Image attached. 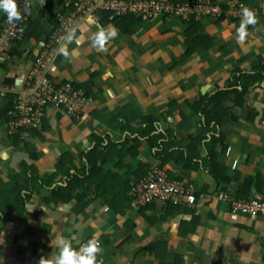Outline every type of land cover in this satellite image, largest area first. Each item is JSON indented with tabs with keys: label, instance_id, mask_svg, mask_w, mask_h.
<instances>
[{
	"label": "crops",
	"instance_id": "0c3cea01",
	"mask_svg": "<svg viewBox=\"0 0 264 264\" xmlns=\"http://www.w3.org/2000/svg\"><path fill=\"white\" fill-rule=\"evenodd\" d=\"M77 1L28 0V17L31 21L39 17L45 32L52 34L55 18L68 17ZM199 1L218 8L219 16L107 22L98 11L85 15L63 40L50 45L53 55L47 73L54 83L86 87L82 114L70 117L50 107L43 126L23 132L19 143L8 134L10 100L21 90L45 43L43 38L19 42L13 55L0 66V80L14 88L13 94L0 96V213L5 209L12 214L0 221V264H38L41 257L59 252L62 239L75 237L71 242L76 247L88 236L100 241L106 264H264L263 222L232 214L226 202L238 196L239 185L247 179L251 180L250 192L243 198L264 200V80L248 89L243 106L227 103L233 107L235 121L226 126V150L219 153L218 162L233 178L228 184L217 185L202 164L198 170L186 172L170 162L173 173L188 178L186 182L195 188V206L191 209L200 220L194 232L181 227L193 217L184 209L164 217L166 209L158 203L140 210L126 207L120 198L124 183L119 177L132 188L138 181L139 167L156 162L146 138L140 140L138 153L133 152L138 133L123 128L125 117L129 126L138 129L142 127L139 113L154 115L160 119L159 132L175 129L181 145L186 146L189 135L195 134L203 121L197 103L225 88L238 70L264 73V0L184 3ZM242 7L253 9L259 23L249 28L244 42H238L236 29ZM6 18L0 11V25ZM100 27L118 32L105 49L92 46ZM70 34L75 38L69 40ZM3 113H7L5 119ZM96 143L108 156L98 164L100 176L95 182L81 184L69 203L47 202L51 190L64 186L62 181L68 179V173L58 169L59 164L63 162L69 174L75 170L81 173L88 166L85 155ZM108 144L115 148L107 149ZM216 149L221 151L220 146ZM200 151L203 157L205 152ZM27 166H34L39 177L51 176L52 181L49 187L28 182L31 195L24 205L17 206L15 194L3 187L10 172L19 173ZM103 191L110 197L106 193L100 197L98 192ZM115 202L119 209L124 208V214L113 207ZM158 241L161 246L152 247Z\"/></svg>",
	"mask_w": 264,
	"mask_h": 264
},
{
	"label": "trees",
	"instance_id": "16d2710c",
	"mask_svg": "<svg viewBox=\"0 0 264 264\" xmlns=\"http://www.w3.org/2000/svg\"><path fill=\"white\" fill-rule=\"evenodd\" d=\"M175 4H183L185 0H171ZM96 12V11H95ZM99 13L103 14V18L107 22H114L120 19H136V17L132 15H126V16H113L108 11L100 10ZM55 24L54 27L58 25V20L55 18ZM53 27V28H54ZM23 32H24V39H30L33 38L35 40L42 41L41 38H43V43H47L46 41L50 39L51 33L48 34L45 32V30L42 28L41 25V19L38 17L36 20L31 21L30 18L23 23ZM22 40V41H23ZM20 41V42H22ZM19 45V43H18ZM43 47V46H42ZM38 55L42 52V48ZM15 50V48H14ZM13 50V51H14ZM13 55V52L11 56ZM37 55V56H38ZM3 66V65H2ZM240 70L238 72H235L234 75L227 81L225 84V88L218 90L215 94L211 95L210 98L203 100L201 103L196 104V110L198 113H200V116L203 117V121L200 123V127L198 130L195 131V134H190V142L188 145H181L180 140L175 135V129L169 130L167 132H159L160 129V119L154 115H143L139 113L138 118L140 119V123L142 125L141 128L135 129L132 126H129V121H127V117H125L126 126L123 128L126 131L129 132H137L138 135L136 137V148L133 151L135 154H137V148L140 145L141 139H147L149 145L154 150V157L156 162H158L159 167L161 169H164L167 171L169 178L171 180H177V181H185V176L177 177L175 173H173L172 169L169 167L170 162H174L178 167H181L184 171H196L198 170V166L202 164L203 168L208 171V173L215 179L217 185H226L229 183V181L233 178H230L227 176V168L220 164L218 162V156L221 153H225L226 146L224 145V141L226 139V126L231 121H235V116L232 113L233 107H228L227 103L232 102L234 104V107H241L244 103V96L246 95L248 89L255 84L258 81L264 80V73L262 71H255L254 73H240ZM74 86L78 89H82L85 91V86H77L74 84ZM89 87V85H88ZM86 93V91H85ZM87 93L85 94V96ZM11 107V103H10ZM9 114L11 112V108L8 111ZM120 113V111H119ZM122 113V112H121ZM138 112H136L137 114ZM118 114V112H117ZM114 113V115H117ZM7 113L1 114V116H5ZM135 118V119H138ZM184 119H186L185 116H183ZM8 120V119H7ZM8 122V121H7ZM183 125H187L184 123ZM188 126V125H187ZM209 136V140H207V137ZM15 141L18 143L21 142V137L19 134H15L12 136ZM218 146L221 147V151L218 152L216 149ZM115 146L112 144H108L107 149H114ZM202 149L205 154L203 157H201V151ZM220 153V154H219ZM108 156L105 157V153L103 154L100 149V143H96L94 148H92L86 155L85 159L87 162L86 169H83L81 173L78 172V170H75V173L69 174V170L64 168V163L59 164L60 170L64 171L65 173H68L67 181H62L64 186H58L56 189L51 190L50 197L47 199V202H64L69 203L73 199V194L76 192V190L79 188L81 184L88 181L95 182V179L100 176V166L98 164H102L105 162ZM233 164V166H235ZM152 163H149L145 166H142V168L139 167L138 173H136V177L138 180L143 179L147 177L151 171ZM129 177V176H126ZM9 181L6 183L5 187H3L4 191H11L15 194L17 197V206H20V204L24 205V202L26 199L30 197V187L28 184L32 181H38L40 184L44 187H49L50 181H52L51 176L46 175L39 177L37 174L36 169L34 166H27L22 167V171L17 172H10L8 176ZM104 179V177H103ZM119 182L124 183V189H122L123 193H120V198L124 199V205L126 204V207H132L133 197L131 196V186L127 180H123L119 177ZM102 180V179H101ZM250 179H247L244 181L242 185H239L238 187V196H235L234 198L231 197L229 199H244V196H247L250 192ZM29 182V183H28ZM104 184V181H102ZM189 185H191L189 182H186ZM22 191H25L21 194ZM104 194L101 192H98V195L100 197H103L105 193L107 192L103 191ZM109 197L110 195L107 194ZM106 196V195H105ZM14 198V197H13ZM113 198V197H112ZM103 199V198H102ZM263 200V199H260ZM104 201H109V198L104 197ZM154 204V203H152ZM228 208L230 211V201L227 202ZM21 205V207H23ZM119 204L114 203L113 207L117 208L119 213L124 214V208L119 209ZM164 207L165 213L164 217L170 216L173 214L175 210L184 209L186 213L191 214L192 220L191 223L187 224L182 223L181 227L182 229H189L192 232L195 231L196 226L199 223L200 217L197 216L194 210L191 208L195 206V204L186 206H180V205H174L172 203H168L167 205H161ZM148 206L140 207V210L147 209ZM231 212V211H230ZM12 217V214L9 213L7 210H1L0 213V221H4L7 217ZM261 220V219H260ZM191 226V228H190ZM181 233L184 234L183 231ZM161 242H155L152 247H160ZM162 246H165V243L162 244Z\"/></svg>",
	"mask_w": 264,
	"mask_h": 264
},
{
	"label": "built area",
	"instance_id": "2783aa9c",
	"mask_svg": "<svg viewBox=\"0 0 264 264\" xmlns=\"http://www.w3.org/2000/svg\"><path fill=\"white\" fill-rule=\"evenodd\" d=\"M18 3L23 8L25 1L20 0ZM74 5L75 10L69 13L68 17L63 18L61 15L56 17L58 25L47 43L42 45V52L28 69L21 90L16 92V96L10 100L11 112L7 122L9 135L23 136V132L39 130L43 126L46 111L50 107L60 109L70 117L78 118L82 114L87 103L84 91L70 82L54 83L47 73L53 55L50 45L63 40L85 15L103 10L110 12L113 16L132 15L140 21H151L161 16L218 17L220 12L218 8L200 1L175 4L171 0H78ZM21 10L23 15L21 21L10 24L6 18L1 22L0 66L8 61L14 48L24 38L23 23L28 19V13ZM10 92H14V88L0 80V96L7 97L13 94ZM262 124H264V118ZM131 196L133 197L132 206L136 209L150 206L152 203L164 206L168 203L186 206L195 204L196 200L195 188L185 181L171 180L167 171L159 167L158 162L152 164L147 177L133 183ZM228 201H230L232 214L244 215L250 220L261 219L264 224V200L251 198L227 199L226 202ZM92 237H86L79 244L85 243Z\"/></svg>",
	"mask_w": 264,
	"mask_h": 264
},
{
	"label": "clouds",
	"instance_id": "9594fccd",
	"mask_svg": "<svg viewBox=\"0 0 264 264\" xmlns=\"http://www.w3.org/2000/svg\"><path fill=\"white\" fill-rule=\"evenodd\" d=\"M23 12H28L30 5L25 0L23 8L19 6L18 0H0V11L7 16L8 23H14L23 19ZM259 23L256 12L249 7H242V18L239 27L236 29V38L238 42H244L250 35L249 28ZM118 32L114 28L100 27L92 38V46L105 49L109 41L116 37ZM74 34L69 35V40L74 39ZM63 53L64 48H61ZM71 239H62L60 241L59 252L51 257H41L38 264H104L102 253L103 247L100 241L93 236L83 244L78 243V247H73Z\"/></svg>",
	"mask_w": 264,
	"mask_h": 264
}]
</instances>
